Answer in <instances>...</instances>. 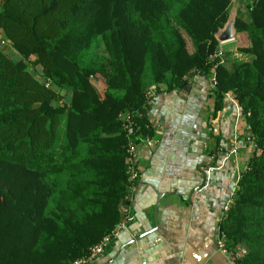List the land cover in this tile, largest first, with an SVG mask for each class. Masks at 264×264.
Segmentation results:
<instances>
[{
  "label": "trees",
  "instance_id": "trees-1",
  "mask_svg": "<svg viewBox=\"0 0 264 264\" xmlns=\"http://www.w3.org/2000/svg\"><path fill=\"white\" fill-rule=\"evenodd\" d=\"M241 2L233 58L214 35L232 0H0V264H71L108 233L136 181L131 142L154 133L149 86L193 74L214 114L232 94L247 123L222 240L264 264V0Z\"/></svg>",
  "mask_w": 264,
  "mask_h": 264
},
{
  "label": "crops",
  "instance_id": "crops-1",
  "mask_svg": "<svg viewBox=\"0 0 264 264\" xmlns=\"http://www.w3.org/2000/svg\"><path fill=\"white\" fill-rule=\"evenodd\" d=\"M210 80L193 74L171 90L149 86L154 133L131 142L137 177L121 207V220L126 208L133 218L85 264H237L217 239L252 145L232 94L214 114Z\"/></svg>",
  "mask_w": 264,
  "mask_h": 264
},
{
  "label": "built area",
  "instance_id": "built-area-1",
  "mask_svg": "<svg viewBox=\"0 0 264 264\" xmlns=\"http://www.w3.org/2000/svg\"><path fill=\"white\" fill-rule=\"evenodd\" d=\"M127 119H129V116L127 115L126 117ZM134 152L132 150V148L130 147L129 149V154L127 157V161H128V171L130 172V176L134 177L135 175H137L136 171L134 170L132 164L134 162ZM241 172H237V180L240 176ZM234 190H232L224 204H223V213L226 211V209L228 208L230 201H231V195L233 193ZM125 216L122 220H120L108 233H106L99 241L95 242L94 244H92L89 249L88 252L84 255L81 256L77 259H75L71 264H85L88 263L89 261L93 260V258H95L98 254L102 253L105 246L108 245L109 242H111V240L117 235L118 231L120 230V228L125 226V223L127 220H131L133 218L132 214L128 213V210L126 208L125 210ZM217 244L219 247L222 248L223 251L228 252L231 255V258L234 259L233 255L224 247V242L222 240V234L221 236L217 239Z\"/></svg>",
  "mask_w": 264,
  "mask_h": 264
},
{
  "label": "rangeland",
  "instance_id": "rangeland-1",
  "mask_svg": "<svg viewBox=\"0 0 264 264\" xmlns=\"http://www.w3.org/2000/svg\"><path fill=\"white\" fill-rule=\"evenodd\" d=\"M232 6H237V9L239 7H241L243 9L242 12H245L246 11V9L244 8L241 0H232L230 9L232 8ZM183 34H184L185 38H187V41L189 43V47H192V44H190V39L187 37V35L184 32H183ZM239 39L241 40L239 42H241V43L244 42L242 36H240ZM237 40H238L237 38H234L231 41H226V42L220 43V45H221V47H222L223 50H225V51L228 50L229 52L232 53L233 58H235L236 56L242 57L241 54H238V53L234 52L235 51L234 48L236 47L235 45L238 44L237 43ZM1 44H3V43H1ZM11 53L14 56H18V53L17 52L11 51ZM147 69H149V68L147 67ZM90 79L92 80V83L96 87V89L98 90V92L103 95L104 90L106 88V84H105V80H104L103 76L99 72H96L94 75H92L90 77ZM49 83H51L50 80H49ZM52 85H54V84H52ZM54 87L57 89V86H54Z\"/></svg>",
  "mask_w": 264,
  "mask_h": 264
},
{
  "label": "water",
  "instance_id": "water-1",
  "mask_svg": "<svg viewBox=\"0 0 264 264\" xmlns=\"http://www.w3.org/2000/svg\"><path fill=\"white\" fill-rule=\"evenodd\" d=\"M237 13V6H232L231 9H229L228 17L224 24L217 29L215 32V37L219 41V43L231 41L235 38V17ZM221 224L219 225V237L221 236Z\"/></svg>",
  "mask_w": 264,
  "mask_h": 264
}]
</instances>
